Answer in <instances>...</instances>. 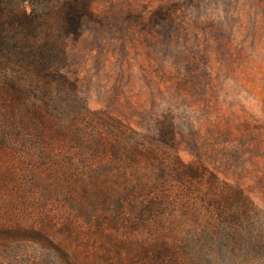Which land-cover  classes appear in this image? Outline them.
<instances>
[{"label":"trees","instance_id":"16d2710c","mask_svg":"<svg viewBox=\"0 0 264 264\" xmlns=\"http://www.w3.org/2000/svg\"><path fill=\"white\" fill-rule=\"evenodd\" d=\"M91 0H0V264H264V207L170 112L142 131L67 75Z\"/></svg>","mask_w":264,"mask_h":264},{"label":"rangeland","instance_id":"374dc122","mask_svg":"<svg viewBox=\"0 0 264 264\" xmlns=\"http://www.w3.org/2000/svg\"><path fill=\"white\" fill-rule=\"evenodd\" d=\"M65 71L92 109L176 146L264 207V0H91Z\"/></svg>","mask_w":264,"mask_h":264}]
</instances>
